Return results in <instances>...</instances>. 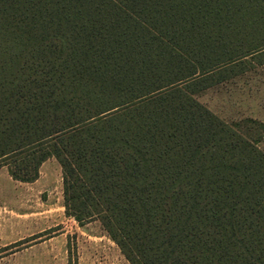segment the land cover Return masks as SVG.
<instances>
[{
  "label": "trees",
  "instance_id": "obj_1",
  "mask_svg": "<svg viewBox=\"0 0 264 264\" xmlns=\"http://www.w3.org/2000/svg\"><path fill=\"white\" fill-rule=\"evenodd\" d=\"M262 49L264 0H0V166L130 264H264V151L197 98Z\"/></svg>",
  "mask_w": 264,
  "mask_h": 264
},
{
  "label": "rangeland",
  "instance_id": "obj_2",
  "mask_svg": "<svg viewBox=\"0 0 264 264\" xmlns=\"http://www.w3.org/2000/svg\"><path fill=\"white\" fill-rule=\"evenodd\" d=\"M264 49L198 100L264 151ZM262 55V57H261ZM245 70V71H244ZM0 264H130L99 220L66 215L62 168L49 158L34 182L0 166Z\"/></svg>",
  "mask_w": 264,
  "mask_h": 264
}]
</instances>
